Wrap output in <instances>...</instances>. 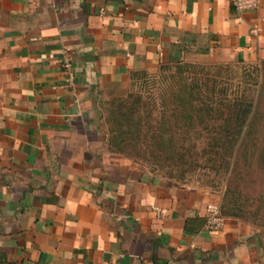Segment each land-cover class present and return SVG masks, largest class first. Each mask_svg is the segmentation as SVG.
I'll use <instances>...</instances> for the list:
<instances>
[{
  "label": "crops",
  "instance_id": "0c3cea01",
  "mask_svg": "<svg viewBox=\"0 0 264 264\" xmlns=\"http://www.w3.org/2000/svg\"><path fill=\"white\" fill-rule=\"evenodd\" d=\"M187 50L264 59V0H0V264H264L251 223L184 229L219 195L107 150L104 95Z\"/></svg>",
  "mask_w": 264,
  "mask_h": 264
},
{
  "label": "rangeland",
  "instance_id": "374dc122",
  "mask_svg": "<svg viewBox=\"0 0 264 264\" xmlns=\"http://www.w3.org/2000/svg\"><path fill=\"white\" fill-rule=\"evenodd\" d=\"M221 58L215 51H208L203 55L194 54L193 51H184L180 56L179 61L182 62L179 65L161 63L155 72H146V75L143 74L145 71L139 72L130 81L129 88L125 94H140L141 102L145 106L143 108L144 111L146 112L148 108L152 109L153 115H159L163 110L167 115H171L170 110H166V108L170 109V105L165 107L164 103L170 100L171 90H178L183 85H197L200 87L203 92V94L200 93L202 99H205L204 97L206 96L215 100L226 99L224 103L231 102L232 97H238L242 101L253 100L257 104L253 126L257 129V136H263L264 59L249 62L232 58ZM113 97L112 95H104L102 99L104 102L99 105L101 108L99 112H101L105 130L107 126L104 119L108 113L105 108L107 106L106 101ZM205 123L194 122V126L189 128L187 126L183 127L181 122L177 126L172 119L168 121L167 134L172 133L176 136L174 146L177 149L163 152L164 157L159 162L162 163L163 167L141 161V159L136 157L128 158L122 154L117 155L142 165L153 175L161 176L180 185L201 187L219 195L221 202L218 205L222 217L223 214L227 215L230 213L232 216L255 225L264 232V148H260V145H257L260 149L259 153L258 149L252 155L248 147L246 152L247 160L240 157L238 161L235 160L233 165H231V169L235 165L234 171H236V175L234 176L231 173V176L233 175L231 178V189L234 195L230 196V202H227V198L225 199L223 195V193L227 192L225 189L227 180L230 177L228 176L229 174L222 177L224 175L211 174L210 170H202L196 167L193 171H187L182 180L178 177L179 172L176 168L181 164L186 167L194 161L205 164V161L197 153L201 151L205 144L207 145L208 142H211L209 139L207 141L206 134L208 130L215 131L213 127L217 125V122L211 121L207 125ZM198 132L201 135L200 138L190 136L185 139L183 135L185 133L194 135V133ZM207 148L209 149L210 146L208 145ZM179 151L180 153H178ZM204 173H209L211 177L205 176Z\"/></svg>",
  "mask_w": 264,
  "mask_h": 264
},
{
  "label": "trees",
  "instance_id": "16d2710c",
  "mask_svg": "<svg viewBox=\"0 0 264 264\" xmlns=\"http://www.w3.org/2000/svg\"><path fill=\"white\" fill-rule=\"evenodd\" d=\"M180 62L182 61H176L175 65H179ZM139 72L143 71L130 73L131 81ZM143 74L146 75V72ZM200 93L203 94L197 85H183L178 90H171L168 101L170 103H164L165 107L170 105V109L166 108V110H170L171 115H167L164 110L159 115H153L152 109L149 108L145 112L140 94L127 93L114 96L106 101L107 106L105 107L108 112L104 119L107 126V150L128 158L136 157L141 161L163 167L162 163H159L164 157L163 152L177 149L174 146L176 136L172 133L167 134L168 121L172 119L177 126L181 122L183 127L189 128L194 126V122H206L207 125L211 121H216L217 125L213 127L215 131L208 130L206 134L207 141L210 140L211 142L205 144L197 153L205 161V164L197 161L190 163L189 161V166L186 167L181 164L176 169L181 180L187 171H193L196 167L202 170H210L211 174L224 175L222 177L229 174L230 177L225 189L227 192L223 195L225 199L227 198V202H230V196L234 195L231 189V178L236 175L235 165L232 169L231 165L240 157L247 160L248 147L252 155L259 149L257 145L264 148V134L261 137L257 136V129L253 126L257 104L253 100L242 101L238 97H232L231 102L228 101L227 103H224L226 99L215 100L209 96L202 99ZM103 102L100 101L99 105ZM183 135L185 139L190 136H196L195 138L201 136L199 132L194 133V135L189 133ZM208 145L211 149L207 148ZM259 151L260 149L258 153ZM231 173H233L232 176ZM204 175L211 177L209 173H204ZM204 223L205 217L187 218L184 229L187 232H193L197 228L203 227Z\"/></svg>",
  "mask_w": 264,
  "mask_h": 264
},
{
  "label": "built area",
  "instance_id": "2783aa9c",
  "mask_svg": "<svg viewBox=\"0 0 264 264\" xmlns=\"http://www.w3.org/2000/svg\"><path fill=\"white\" fill-rule=\"evenodd\" d=\"M234 11L241 14L246 11L257 9L259 0H230ZM63 68L67 71L70 77L73 76L70 63L68 60L63 62ZM204 227L209 230H217L222 227L223 217L218 204H208L206 206V215Z\"/></svg>",
  "mask_w": 264,
  "mask_h": 264
}]
</instances>
